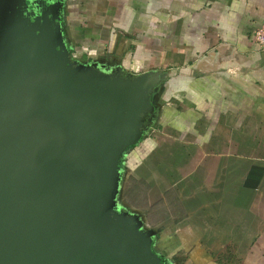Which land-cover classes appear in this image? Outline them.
Wrapping results in <instances>:
<instances>
[{"label":"crops","instance_id":"obj_1","mask_svg":"<svg viewBox=\"0 0 264 264\" xmlns=\"http://www.w3.org/2000/svg\"><path fill=\"white\" fill-rule=\"evenodd\" d=\"M263 23L264 0H64L78 57L161 77L116 203L162 255L264 264Z\"/></svg>","mask_w":264,"mask_h":264},{"label":"water","instance_id":"obj_2","mask_svg":"<svg viewBox=\"0 0 264 264\" xmlns=\"http://www.w3.org/2000/svg\"><path fill=\"white\" fill-rule=\"evenodd\" d=\"M63 9L0 0V264H166L116 203L161 77L73 62Z\"/></svg>","mask_w":264,"mask_h":264},{"label":"trees","instance_id":"obj_3","mask_svg":"<svg viewBox=\"0 0 264 264\" xmlns=\"http://www.w3.org/2000/svg\"><path fill=\"white\" fill-rule=\"evenodd\" d=\"M66 40L68 42V45H69V51H70V56H71V60L73 62H82V61H86L87 60V57L85 55L81 56V57H78L77 56V52L75 51V48L71 45V42L70 40L68 39V36L66 35ZM112 68V67H110ZM157 112H158V109L155 108V112H154V116H153V121L151 123V126H154L155 122H156V119H157ZM148 133V130L147 131H144V134H143V138L144 136ZM133 148V147H132ZM128 151V150H127ZM126 151V153H127ZM125 153V155H126ZM124 159V158H123ZM123 159L121 160V163H120V168L121 170L125 168L124 166V162H123ZM234 252H236V246H228L225 251L223 253H221L215 260V263L216 264H232L233 263V260L236 259V255L234 254ZM158 253V252H157ZM179 252L177 253H174L172 254V256H169L167 254L166 255H162L160 254L162 257H163V261L166 262V264H173L174 262H177L178 260H176V256L178 255ZM237 253V252H236Z\"/></svg>","mask_w":264,"mask_h":264},{"label":"rangeland","instance_id":"obj_4","mask_svg":"<svg viewBox=\"0 0 264 264\" xmlns=\"http://www.w3.org/2000/svg\"><path fill=\"white\" fill-rule=\"evenodd\" d=\"M27 2H28V0H27ZM77 64L87 65V64H90V63L87 62V61H82V62H77ZM131 75L133 77H135L134 75H136V74H134V75L131 74ZM121 212L127 213L128 215H131V213H129V211L121 210ZM187 246H188V249H189V247H191L190 245H187ZM192 252H195V249L194 248H193V251ZM187 253H188V250L187 249H186V251L183 250L182 252H179L178 255L176 256V258H177L176 260H178V261L177 262H174L173 264H206L204 262V259H201L198 256H195L194 260H192L191 258L188 257V254ZM234 254L236 255L235 256L236 259L233 260V263L232 264H244V261L245 260L241 257V255L238 254V253H236V252H234Z\"/></svg>","mask_w":264,"mask_h":264},{"label":"built area","instance_id":"obj_5","mask_svg":"<svg viewBox=\"0 0 264 264\" xmlns=\"http://www.w3.org/2000/svg\"><path fill=\"white\" fill-rule=\"evenodd\" d=\"M255 41L259 46L264 47V23L254 34Z\"/></svg>","mask_w":264,"mask_h":264},{"label":"flooded vegetation","instance_id":"obj_6","mask_svg":"<svg viewBox=\"0 0 264 264\" xmlns=\"http://www.w3.org/2000/svg\"><path fill=\"white\" fill-rule=\"evenodd\" d=\"M80 62V61H79Z\"/></svg>","mask_w":264,"mask_h":264}]
</instances>
